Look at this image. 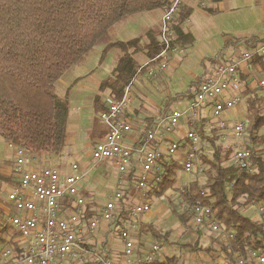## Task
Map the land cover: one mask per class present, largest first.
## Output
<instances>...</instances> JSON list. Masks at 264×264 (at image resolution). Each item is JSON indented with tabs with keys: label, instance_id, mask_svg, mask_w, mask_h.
I'll use <instances>...</instances> for the list:
<instances>
[{
	"label": "trees",
	"instance_id": "trees-1",
	"mask_svg": "<svg viewBox=\"0 0 264 264\" xmlns=\"http://www.w3.org/2000/svg\"><path fill=\"white\" fill-rule=\"evenodd\" d=\"M199 1L200 4L207 5L223 0ZM172 2L173 0H0L1 135L28 154L37 156L44 152H60L67 138L69 102L56 93V82L122 18L143 11L166 9ZM205 9L211 13L217 11L207 6ZM191 11L192 8L188 5H180L177 19L172 21L171 28L178 31L180 38L185 36L180 27L189 18ZM156 33V29H150L146 33V36L152 37L147 51L152 60L164 49V45L156 39ZM260 41L256 36L228 37L222 51L239 44L249 49L257 46ZM141 42L142 37H136L107 46L106 51L112 47H119L124 51L114 77L102 84V88L111 89L112 98H122L126 87L133 83L136 76L153 66L154 62L141 65L130 55L131 50L140 48ZM258 58L263 60V57ZM190 90L191 87L185 95H190ZM245 95H250L245 119L247 138L253 142V145L248 144L253 152L251 168L243 169L236 163L227 164L230 152L222 153L220 147L215 148L211 157L199 151L198 158L201 159L200 166L203 169L198 171L205 174V182L194 180L189 185V191L178 190L181 200L187 205L183 210H180L181 203L170 202L172 213L184 226L189 221L187 209L193 210L198 205L210 206L214 219L234 233L233 237L226 239L225 244H220L227 259L233 264H237L238 257L248 258L250 250L264 251V220L253 219L242 211L244 207L264 201V150L254 146L258 140L264 139V136L257 134L264 128V97L259 95L258 89L249 88ZM167 104L169 106L171 101L167 100ZM199 133L202 140H209L213 144L218 139L216 136L209 137L203 127H199ZM164 160L163 156L159 160L161 169L158 178L150 183L147 198H163L168 190L176 187L178 168H183V164L179 160H174L171 164ZM14 175L7 176L0 170V203L3 197L2 184L12 180ZM124 205L121 207V218L117 221L122 227H126L130 212L125 210ZM85 212L87 217H93L88 207ZM0 215L3 216L1 207ZM141 229L151 231L157 240H168L170 236L169 231L152 224H145ZM4 232H7L6 226L0 228V242ZM14 245L17 246V243ZM188 245L192 247V251L201 250L199 240ZM100 252L107 253L105 245ZM176 260V257H166L153 264H175Z\"/></svg>",
	"mask_w": 264,
	"mask_h": 264
},
{
	"label": "crops",
	"instance_id": "crops-1",
	"mask_svg": "<svg viewBox=\"0 0 264 264\" xmlns=\"http://www.w3.org/2000/svg\"><path fill=\"white\" fill-rule=\"evenodd\" d=\"M182 4L191 7L192 11L189 18L180 27L185 36L180 38L178 31L175 28L173 29L174 45L178 47V50L170 55L168 67L161 70L159 69L158 61H154L151 69L155 70V74L150 76L148 74L149 70L145 72L141 71L131 85V102L125 110V118L130 121L132 129L126 135L125 143L132 146L134 149L131 170L133 173L138 171L140 166L137 149L144 143L145 137L143 138V136L150 128V130H156L157 134L161 136L160 139L156 141V144L162 149L164 161L169 164L174 161L167 157L169 155V146L167 142H181V140L175 141V135L170 132L168 133L170 128L163 126L166 122L163 124L159 122L169 120V116L172 114L173 110H179L175 107V103L185 102V109L180 110L183 116L178 125L185 124L187 126V132L192 126L196 125V128L198 127V132L199 127H203L206 133V130L211 129L214 134L213 137L220 136L221 138L230 139L234 142L232 136V127L234 123L239 119L246 121L245 115L248 109V99L250 95H245V90L248 88L250 90L259 89V95L264 97V88L258 85L259 79L264 77V55H257L258 57H263V60H259V58L255 56L251 62L242 64L239 69L244 86L242 95L247 98V105L240 102L235 107L224 111L219 117H214L212 106L208 105L202 109L198 120L195 123L191 122L187 110L190 101L195 96L200 82L205 79L206 75L212 72L218 62L224 58L228 59L231 56L239 55V53L246 48L245 45L239 44L222 51L226 39L228 37L246 38L256 36L261 40L259 43H264V0H223L215 4L207 3V5L200 4L199 0H182L181 5ZM205 6L214 8L217 11L211 13L205 9ZM151 11H162V14H160V12L149 14L150 11L139 12L140 14L147 13L143 14V18L150 23L146 27L140 48L130 51V55L141 65H145L151 59L147 54L148 44L152 38L146 36L148 30L156 29L157 33L155 37L160 41V27L165 9L160 8ZM177 15L174 18L175 20L177 19ZM154 17L155 20L152 19ZM223 20L224 23L222 22ZM254 20L258 26H262L258 34L253 33L252 29H250ZM124 30L125 28H120L118 30L119 35L125 36V33H123ZM131 39H133V37H122V39L117 41L126 42ZM117 41L106 44L101 59L103 64H105L109 53L114 49L121 50V58L124 56V51L119 47H112L106 51L109 44ZM139 56H141V58H139ZM71 68L64 73L57 83L60 82L62 86H66L67 81L64 76ZM116 70L117 69L113 68L108 78H105L102 73L103 71L106 74L108 73L107 70L104 69L87 70L80 67L79 70L73 72V83H70L71 85L68 87L66 96H60L68 99L69 102L66 142L58 153L44 152L37 155L38 159L33 165L37 168L52 166L58 168L62 174H69L73 171V168L71 169L72 171H70V163H78L79 174L82 176L79 183V192L86 198L85 208L88 207L89 211L93 214L92 218L98 217L99 212L105 206L106 203L102 201V199L107 198L108 202L115 191L119 190L121 187L127 188L130 182V180L126 178L128 174L119 172L114 162L110 160H96L92 155L94 144L102 140L108 132V126L100 119L99 114L106 108V99L111 96V89L108 87L102 88V84L104 81L112 79ZM154 78H156L155 81ZM165 79L168 82H166ZM190 87L191 94L185 95ZM167 100L171 101L169 106ZM257 134L263 137L264 128L259 130ZM186 135L187 133L185 136ZM184 144V149H186L187 143ZM248 144L253 145L252 140L249 138ZM262 144L263 141L259 142L258 140L254 146L260 149ZM183 154L184 152L181 155ZM58 156L61 158V162H57ZM175 160L183 162L181 157H176ZM131 184L132 183H130V185ZM127 192L129 193V190H127ZM129 196L132 199L130 200V198H128L129 200L127 199L126 203L139 202L144 198V194L135 189L128 194V197ZM166 196H168V192ZM153 198L154 197L147 198L150 201L151 208ZM118 203L120 207L124 205L121 201ZM156 204L157 207L145 213L146 216L144 217L138 216L137 218H133L129 212V216L132 217L130 218L133 221V224L130 226L133 228V231L131 230V235L133 237L150 235L157 240L151 231H141V227L145 224H152L156 228H159L153 222L158 216H164L166 224H168V220L171 219L172 214L169 212L170 208L164 206L166 204L161 198H158ZM124 206L128 210L129 205L125 204ZM74 210L75 208L69 200L64 201V215H70ZM121 211L122 209L120 213ZM259 216L258 218H252L261 220ZM114 226L115 223L110 224L102 222L98 228L101 229V231H99L97 235L96 243H101V247L105 245L107 252L110 254H114L113 250L117 249L118 251H122L124 249V244L121 239L118 238ZM126 227L129 226L126 224ZM134 229H136L135 232ZM185 231L184 226V229H182L180 233L183 234ZM197 240H199V237L195 242ZM90 243L94 244L92 238ZM150 245L145 242H139V244H137L138 253L142 254ZM160 259L163 260L162 256H160Z\"/></svg>",
	"mask_w": 264,
	"mask_h": 264
},
{
	"label": "built area",
	"instance_id": "built-area-1",
	"mask_svg": "<svg viewBox=\"0 0 264 264\" xmlns=\"http://www.w3.org/2000/svg\"><path fill=\"white\" fill-rule=\"evenodd\" d=\"M182 0H173L165 9L160 28V42L164 45L162 52L150 62L158 61L159 69H166L168 58L178 50L174 45V31L171 23L180 10ZM257 55H264V43L245 49L239 55L221 60L206 75L199 84L194 98L188 106V115L191 122L195 123L205 106L211 105L214 117H219L224 111L240 103L239 92L243 86L239 69L242 64L249 63ZM148 74L154 75L155 70L149 69ZM131 85L125 89L124 96L120 99H106V108L100 112V119L108 126V132L102 140L94 144L92 155L96 160H110L114 162L123 174L132 170L134 149L125 143L126 135L132 126L125 118V110L131 102ZM258 85L264 88V77L259 79ZM235 91L237 93H235ZM234 93V94H232ZM183 113L174 109L169 116L172 125H178ZM233 138L236 146L234 162L243 169H250L252 150L248 147L246 121L237 120L233 125ZM161 136L156 130H150L145 136L144 143L138 147L139 170L133 174L137 179L138 188L144 190V198L133 203L128 210L136 218L151 210L146 192L150 183L157 179L161 167L159 160L162 149L156 144ZM188 140L184 151L183 170L192 174L197 167L198 146L201 136L192 126L186 135ZM183 144L173 142L168 147L170 155H176ZM261 150H264V142ZM17 160L14 173L17 184L7 192V201L12 206L8 214L11 226L18 232V244L0 249V264H85L88 255H92L90 238L102 222L115 223L114 229L118 238L124 244L122 251L113 250L114 254L102 252L98 255L99 264H153L162 254V245L155 240L142 254L138 253L137 240L131 235L128 227L117 224L121 207L119 201L126 202L125 193L116 191L108 200L99 216L92 218L86 216V200L79 194V183L82 176L79 174L78 163H73L74 173L62 174L52 166L43 168L34 167L38 159L35 154H28L23 148H17ZM197 168V169H196ZM189 191V188H188ZM69 200L75 210L70 215H64V201ZM262 203V204H261ZM184 206L187 207L185 203ZM261 219L264 220V201L258 203ZM194 222L206 227L207 232L220 233L226 239L233 237L234 233L213 217L212 208L198 205L192 210ZM127 225L133 224L132 220L126 221ZM97 255V253L95 252ZM110 254V256H109ZM264 264V251L250 250L248 258H237V264Z\"/></svg>",
	"mask_w": 264,
	"mask_h": 264
},
{
	"label": "rangeland",
	"instance_id": "rangeland-1",
	"mask_svg": "<svg viewBox=\"0 0 264 264\" xmlns=\"http://www.w3.org/2000/svg\"><path fill=\"white\" fill-rule=\"evenodd\" d=\"M159 12H160V14H162V11H150L149 14H156ZM143 14H147V13H141V14L138 13V14L128 15L125 18H123L122 20H120L119 22L115 23L113 26H111L109 28V30L99 39V41L96 43V45L86 55H84L78 63L74 64L70 71H68L65 74L64 78L67 81L66 86H62V83L56 82V84H55L56 93L59 96H66L67 91H68V87L71 85L70 83H73V81H72L73 76H74L73 72L75 70L76 71L79 70L80 67H83L84 69H87V70H92V69L107 70V72H108L107 74L104 71L102 73H103L105 78H108L110 76V72L112 71V69L113 68L117 69V67L120 63L122 52L119 49H114L113 51H111L109 53V55L105 61V64H103V62H101V59H102L103 50H104L106 44L113 42V41H117L119 39H122V37H129V38L142 37V38H144V33L146 30V27H147V25H149L150 22H148L145 18H143L144 17ZM152 19L155 20V17ZM222 22L224 23V20ZM154 23H155V21H154ZM261 27L262 26L261 25L258 26L254 20L252 27L250 26V29H252L253 33L258 34V31L260 33ZM120 28H125V30L123 32V33H125L124 34L125 36L119 35L118 30ZM139 58H141V56H139ZM169 58H168V64H169ZM223 60H227V59L224 58ZM155 80H156V78H154V81ZM166 82H168V81L166 80ZM241 89H242L241 93L243 94L244 86H242ZM246 90H245V92H246ZM240 97H241L240 102L244 105H247V98L243 95ZM174 105L179 110L185 109V102L175 103ZM159 123H161V124L165 123V124H163V126L170 128V131H168V133L170 132L171 134H174L175 135V141L181 140V142L180 141L179 142L181 144H183V146L181 147V149L179 150V152L175 156L169 154L167 157L170 160H175L176 157L177 158L181 157V160L183 161L184 155H181V154L185 151V149H184L185 144L184 143L188 142V140L185 136V134L187 133V126L185 124L180 125V126L179 125H172L169 120L160 121ZM194 127L196 128V125H194ZM206 127H207V125H206ZM233 130L234 129L232 127V136H233ZM206 131H207L209 137H213L214 134L212 133L211 129L206 130ZM217 138L218 139H215L214 144L211 143L209 140H202L201 139V143L197 148L198 153H199V151H202L211 157V156H213V154L215 152V148L220 147V150L222 153L230 152L229 160H228L227 164L235 163L234 162V153L236 150L235 143L232 142V140H230V139H224L223 137L221 138L220 136ZM233 140H234V138H233ZM262 141H263V138H262ZM262 141L260 140L259 142H262ZM170 142L171 141L167 142L168 146H170L172 144ZM17 148H18L17 144L10 143L0 133V170L3 174H5L7 176L8 175L10 176L12 174L14 175V165L16 164L15 161L17 160V157H18ZM60 160H61V158L58 156L57 162H61ZM72 165L73 164L70 163V171H72L71 170ZM199 165H202L200 158H198V160H197V167ZM178 170H179V172H178L176 187H174L175 189L173 188V189L168 190V196L161 198L162 201L166 204L164 206H166L167 208H170L169 212L172 214L171 219L168 220V224H166L164 216H158V218L153 220L154 224L157 227L162 228V230H164V231L170 232V236H169L168 240H158L160 242V244L162 245V255H161L162 259H165L166 257H176L177 260H176L175 264H233L227 259V256L224 254L223 250L221 249V245L225 244L226 238L223 237L220 233L207 232L208 229L206 227H203L201 225L196 224L194 222L191 209L190 210L187 209L188 210L187 215L189 217V221H188V224L185 225L186 231L183 234L180 233V231L182 229H184V225H182V223L179 222V220L175 217V215H173L171 207H170V202L171 203H177V204L181 203L180 210H183V207H186V206L182 205L183 201L180 198V195H179L180 191H178V190L179 189H182L183 191L188 190L190 183L194 180H199V182L204 183L206 180V176L203 172H199L198 170H195L190 175L186 174L184 172L183 168H178ZM71 173H74V170ZM126 178L128 180H130L128 187L127 188L121 187L119 190L122 193H125V197L127 199L128 198H130V200L132 199L130 196L128 197V194L131 193L133 189L140 191L143 194L144 190L148 187L147 186L145 189L138 188L137 179L135 178V175L133 174V172L128 174V176ZM13 179L10 181H5L2 184L3 197H2V202L0 203V207H1V210L3 212V216L0 215V224H1L0 228L3 226H6L7 232H4L2 235L3 240H2V242H0V249L5 248L6 246L14 245L16 243L18 244L19 234L11 226V224L9 223V220H8V214L13 209H12L11 204H9V202L7 201V197H6L7 192L10 190V188L17 184V178L15 175H14ZM130 183H132V184L130 185ZM127 190H129V193L127 192ZM79 194H80V192H79ZM82 197H84V196H82ZM84 199L86 200L85 197H84ZM102 201H105V203H107V198L102 199ZM157 201H158V198L154 197L152 200V208L151 209L154 210L157 207V204H158V203L156 204ZM123 203L126 205H129V206H131L133 204L132 202H130V203L129 202L128 203L123 202ZM257 205L258 204L249 205L247 207L242 208V211L251 217H257L258 218V216L260 215V212H259V208ZM125 210H127V208H125ZM131 216H132V214H131ZM131 216H128L127 220L126 219L125 220L126 221H128L129 219L131 220V218H132ZM140 216L144 217V216H146V214H142ZM259 217L262 218L261 215ZM138 224H139V222H138ZM125 226H126V224H125ZM130 226L131 225H129L128 228L130 229V231L131 230L133 231V228ZM186 226H189V228H187ZM135 230L136 229H134V232H135ZM99 231H101V229H97L91 235V238L94 242V244L89 243L90 248L92 250V252H91L92 255L87 256L88 262H86L85 264H99L98 263V255L104 253V252L103 253L100 252L101 243H96L97 242V235L99 234ZM198 237H199V246L201 247V250L200 251L199 250L192 251V247L189 246L188 244H194L195 240ZM91 238H90V241H91ZM135 239L137 240V244H139V242H145V243L150 245L155 241V239L153 237H151L150 235L136 236ZM206 248H210V250L207 251ZM95 252L97 253V255L95 254Z\"/></svg>",
	"mask_w": 264,
	"mask_h": 264
},
{
	"label": "bare ground",
	"instance_id": "bare-ground-1",
	"mask_svg": "<svg viewBox=\"0 0 264 264\" xmlns=\"http://www.w3.org/2000/svg\"><path fill=\"white\" fill-rule=\"evenodd\" d=\"M235 93H237V92L235 91ZM237 94H239L240 96H242V93H237Z\"/></svg>",
	"mask_w": 264,
	"mask_h": 264
}]
</instances>
